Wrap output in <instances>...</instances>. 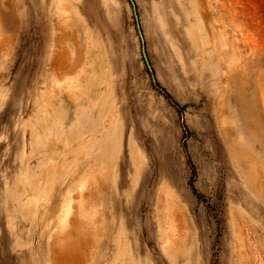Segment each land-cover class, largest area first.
I'll use <instances>...</instances> for the list:
<instances>
[{"label":"rangeland","instance_id":"obj_1","mask_svg":"<svg viewBox=\"0 0 264 264\" xmlns=\"http://www.w3.org/2000/svg\"><path fill=\"white\" fill-rule=\"evenodd\" d=\"M0 264H264V0H0Z\"/></svg>","mask_w":264,"mask_h":264},{"label":"water","instance_id":"obj_2","mask_svg":"<svg viewBox=\"0 0 264 264\" xmlns=\"http://www.w3.org/2000/svg\"><path fill=\"white\" fill-rule=\"evenodd\" d=\"M131 4H132V2H131ZM132 6H133V4H132ZM139 37H140V40L142 41L141 36H139ZM142 54H143V57H144V59H145L144 51H143V47H142ZM145 62H146V59H145ZM146 63H147V62H146Z\"/></svg>","mask_w":264,"mask_h":264},{"label":"bare ground","instance_id":"obj_3","mask_svg":"<svg viewBox=\"0 0 264 264\" xmlns=\"http://www.w3.org/2000/svg\"><path fill=\"white\" fill-rule=\"evenodd\" d=\"M244 257V256H243ZM256 256H255V253H253V258H255Z\"/></svg>","mask_w":264,"mask_h":264}]
</instances>
